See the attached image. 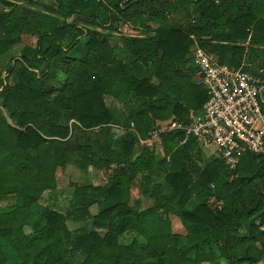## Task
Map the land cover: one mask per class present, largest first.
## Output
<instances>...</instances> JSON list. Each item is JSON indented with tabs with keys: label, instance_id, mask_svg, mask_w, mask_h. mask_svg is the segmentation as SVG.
<instances>
[{
	"label": "trees",
	"instance_id": "16d2710c",
	"mask_svg": "<svg viewBox=\"0 0 264 264\" xmlns=\"http://www.w3.org/2000/svg\"><path fill=\"white\" fill-rule=\"evenodd\" d=\"M25 1L0 0V58L24 36L37 38L0 76V112L9 130L0 134L1 144L9 145L0 158L27 173L8 190L31 206L55 190V170L70 158L82 173L101 171L106 184L77 186L78 209L49 211L32 233L26 228L37 224L28 220V208L18 236L13 216L1 214L0 264H71L73 253L84 256L83 264H199L212 260L213 243L231 264L262 260L264 154L245 153L234 169L220 158L208 162L194 139L165 125L163 158L146 146L131 157L156 122L188 126L191 112L203 110L209 96L194 80L195 43L224 65L239 66L245 56L264 65V0H108L116 11L98 0ZM39 5L44 9L31 7ZM119 20L146 32L150 23L158 28L111 45ZM53 70L65 79L56 81ZM125 111L130 131L115 139L113 128ZM156 173L165 175L179 200L168 202L154 184L153 207L138 213L130 205L133 183H152ZM7 193L0 182V196ZM192 198L200 203L188 210ZM95 205L100 211L92 215ZM164 209L182 219L187 236L170 234ZM90 221L92 231L82 227ZM130 228L146 247L137 239L129 247L119 243ZM63 252L69 253L65 262Z\"/></svg>",
	"mask_w": 264,
	"mask_h": 264
},
{
	"label": "rangeland",
	"instance_id": "374dc122",
	"mask_svg": "<svg viewBox=\"0 0 264 264\" xmlns=\"http://www.w3.org/2000/svg\"><path fill=\"white\" fill-rule=\"evenodd\" d=\"M44 2H47L49 0H43ZM101 1L105 6L108 8H112L111 4L108 0H98ZM24 4L29 5L28 0L24 2ZM32 8L42 10L44 9L43 5L39 6H31ZM114 9V8H112ZM116 11V9H114ZM116 27L118 28V32L113 33L111 37L109 38V41L111 45L116 44H122L124 41H130L134 39L135 37H141L145 35L152 34L153 30H156L158 26L156 24L150 23V27L152 31H144L139 28V26L134 25L132 22H125L123 20H119L117 22ZM95 29V27H90ZM107 32V31H106ZM105 32V33H106ZM37 43V38L32 36H24L23 42L20 45L15 46L12 52H10L7 55H4L0 58V76L1 78H5L7 76V71L13 64L14 59H18L21 57L22 50L25 46H32L35 47ZM190 57V55L188 56ZM252 58V57H251ZM255 60L256 58L253 57ZM189 59V58H188ZM253 60V59H252ZM257 61V60H256ZM185 71V70H184ZM189 73L190 71H185ZM54 79L56 81H63L65 79V76L62 75L59 71L53 70ZM142 77H147L146 73L143 72ZM57 94H54L52 98H55ZM107 102L110 107H117L120 110H124V107L121 103L117 102L114 103V101L107 99ZM118 115V114H117ZM128 113L125 111V115L121 116L118 115L119 118L117 123V126L113 128L112 136L115 139H119L124 137L126 132L130 131L129 127L127 126L128 120H127ZM6 117H4V114L0 112V134L1 133H7L8 127L6 125ZM155 128V129H154ZM154 130L160 129V121L156 122L154 125ZM9 145H3L0 141V156L1 154L8 155ZM145 145H143L140 141L135 143L134 146V154L131 157V160H135L136 158L140 157L143 154ZM201 148V147H200ZM156 157L163 158L164 152L161 149V145H158L157 147L150 148ZM202 149V148H201ZM204 157L207 159V161H212L215 159L214 156H211L210 153L206 152L204 149H202ZM45 153L42 155L40 154V158H44ZM72 157V156H70ZM4 160V162H3ZM0 158V182L2 184V188L4 189V192H8L7 196H0V215L1 214H10L13 216L12 224L15 227V236H18L19 234L22 235L24 232L22 229V232L20 231L21 225H22V218L23 212L27 211V208L29 211H27L28 214V220L32 222H36L37 226H28L27 232L32 233L35 229L41 228L45 225V215L49 211H58L63 213L64 215H69L79 207V203L76 199L75 192L76 187H87V186H93V185H105L106 181L103 177L101 171L92 168L87 173H82L78 167L76 166V163L74 162L73 158H70L69 162L64 166L57 168L55 170V182H56V188L55 190H46L44 193L40 195V198L37 202L33 203L31 206L28 205L27 199L22 197V194L19 193H12L9 192L8 188L11 186H15V183L21 184L20 180L21 177L26 175V171L20 169H16L15 165L11 163L10 161H7L6 159ZM7 161V162H6ZM3 162V163H2ZM4 167V168H2ZM154 184H160L162 186V195L167 198L168 202H174L175 200H179V196L175 193V191L167 184L165 180V175L163 173H156L152 177V183L147 182L143 178L137 179L132 186V200L130 202L131 207L135 209L136 212H141L145 209H148L150 207H153V200L151 199L150 195L152 193L153 185ZM200 201L196 198H192L191 201L186 205V209L193 210ZM100 209L98 205H95L91 208L92 215H97L99 213ZM161 216L163 218L168 219V227L170 234L172 235H179V236H187L188 231L186 229L185 224L183 223L182 219L177 216L175 213H171L166 211L165 209L161 211ZM162 218V219H163ZM93 222H86L82 224V227L88 231L93 230ZM30 225V224H29ZM69 228L74 229L76 228V225L69 222ZM132 228L129 230L119 234V243L122 246H130L133 242V239H137L141 246L146 247L147 242L145 238H143L140 234L131 235L129 232ZM131 236H134L131 238ZM43 245H46V243H42ZM221 244L213 243L211 245V251L213 258L211 261L202 262L199 264H231L230 261L225 257L223 254V251L221 250ZM63 261L69 257V253L63 252L62 253ZM85 261L84 256H80L73 253V261H71V264H83ZM189 264V263H188ZM250 264V263H247ZM256 264H264V258L260 260Z\"/></svg>",
	"mask_w": 264,
	"mask_h": 264
},
{
	"label": "built area",
	"instance_id": "2783aa9c",
	"mask_svg": "<svg viewBox=\"0 0 264 264\" xmlns=\"http://www.w3.org/2000/svg\"><path fill=\"white\" fill-rule=\"evenodd\" d=\"M194 80L209 99L201 112H191L190 124L170 120L168 131L182 130L206 152L224 160L232 169L245 153L264 154V65L245 56L239 66L224 65L195 43L191 48ZM160 127L147 140L148 148L161 145Z\"/></svg>",
	"mask_w": 264,
	"mask_h": 264
},
{
	"label": "crops",
	"instance_id": "0c3cea01",
	"mask_svg": "<svg viewBox=\"0 0 264 264\" xmlns=\"http://www.w3.org/2000/svg\"><path fill=\"white\" fill-rule=\"evenodd\" d=\"M142 37V36H141ZM22 44V43H21ZM20 45V44H19ZM15 47H13L11 50H10V52H12L13 51V49H14ZM10 123L12 124V122L10 121ZM13 125V124H12Z\"/></svg>",
	"mask_w": 264,
	"mask_h": 264
}]
</instances>
